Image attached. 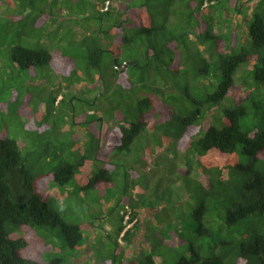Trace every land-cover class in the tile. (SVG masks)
<instances>
[{"label":"trees","instance_id":"trees-1","mask_svg":"<svg viewBox=\"0 0 264 264\" xmlns=\"http://www.w3.org/2000/svg\"><path fill=\"white\" fill-rule=\"evenodd\" d=\"M212 1L189 0L187 8L179 0H119L117 6L113 0L97 2L108 25L92 29L93 22L84 31L80 43L87 49L83 56L86 65L82 74L66 76L60 66L76 68L78 55L52 51L45 41L40 47L13 44L4 34L12 32V20L17 19L28 30L38 29L40 15L45 20H39V27L46 26L47 32L51 31L49 26L58 28L62 15L91 23L92 14L80 5L85 0L74 1L77 9L69 2L49 0V9L43 8L26 20L22 9H13L17 1L4 0L7 24L0 25V45L9 49L10 62L4 70L12 66L36 70L30 86L46 85L49 91L34 102L32 90L21 97L25 91H14V97L12 91L5 94L0 90V264H86L84 261L94 255L92 264H138L130 245L137 250L147 244L141 227L153 212L144 211L146 204L136 198L134 189L143 178L147 160L153 163L157 158L170 166L175 172L172 178H181L186 192L199 203L188 213L187 226L183 213L176 220L170 216L172 227L157 237L167 250L154 249L148 256L150 261L264 264V0L228 3L248 23L245 35L250 34L249 46L241 45L239 35L244 33L236 27L219 25V34L207 30L204 19ZM64 4L67 9L61 10L59 6ZM19 6L24 7V0ZM76 13L83 16L77 19ZM186 23L193 24L192 30L186 29ZM76 25L82 30L86 26ZM103 32L106 37L100 35ZM202 44L208 47L202 49ZM54 63L68 83L61 82V89L45 82L53 74L54 68L49 66ZM46 67L48 72H43ZM237 74L247 88L245 96L237 90ZM76 83L83 89L97 90L94 96H86L87 106L79 110L75 100L84 99L75 98L80 96L77 92L63 90L65 85L70 89ZM2 86L0 81V89ZM15 98V111L26 132L53 130L51 138L36 139L35 147L26 151L27 144L12 136L8 123ZM159 109L167 113H160V122L152 127L161 130L160 138L164 135L170 140L152 138L148 145L135 142L147 139L144 135L152 125L147 116ZM113 117L118 123L111 127L110 141L117 150L136 152L137 159L117 163L103 154V122ZM119 166L127 168L116 175ZM194 169L204 179L193 178L190 174ZM113 187L120 188L114 204L96 211L104 214L101 220L110 227H104L106 234L99 239L111 241L116 251L104 247L98 255L92 249L98 240L97 220L72 222L64 208L83 204L82 193L99 190L94 196L98 198ZM123 202L132 207L128 220L120 212ZM116 210L117 216H113ZM127 221L134 223L121 242L118 237ZM110 223L116 230L115 239ZM56 233L63 234L67 243L57 240L60 236ZM138 235L143 238L136 239ZM66 245L74 250L71 255ZM122 251L128 260L116 257Z\"/></svg>","mask_w":264,"mask_h":264},{"label":"rangeland","instance_id":"rangeland-1","mask_svg":"<svg viewBox=\"0 0 264 264\" xmlns=\"http://www.w3.org/2000/svg\"><path fill=\"white\" fill-rule=\"evenodd\" d=\"M15 1L17 4L16 10H23L24 15H25V20L27 18L32 19L34 17L37 16V14H40L39 12L42 11L43 8L49 9L50 5L48 4L49 0H24V7L19 6L20 0H12V3H14ZM61 3L64 2H69V4L73 7H75L76 9L78 8L77 6V2H74L75 0L71 1V0H60ZM101 0H85V3L80 4L82 5L83 8H85V12H87V14H92V19L90 21H92L91 23H84V20L82 21H78V20H73V19H69L62 15L61 16V22L57 25L58 26V30L57 29H53L54 26H49V28L51 29V31L47 32V27H43L40 28L39 26H42L39 24V20H43L44 19V15L43 17L39 18L36 20V22L38 21V25L37 28L38 29H31L28 30L26 28V26L24 25V23H19L18 19L17 20H12V32H8V34H4V37L7 38H12V43L13 44H22V45H27L30 47H40V46H44L43 42H48L45 46H47L49 49H52V51H58L61 50L65 53L67 52H71L73 56L78 55V57L76 58V62L74 63V65L76 66V68L74 69H69L67 67L64 66H60L66 76H70L71 73H78V74H82V68L86 65V61L83 59L84 53L87 49H85V47L83 45H81L80 40L82 37V34L84 35V31L89 29L90 24L92 25L93 22L96 25L92 26V29L97 28V25L99 27V29H101L100 27H103L105 25H108V20H106V15L105 14H101L99 12V6L98 3ZM114 4L113 6H117L119 0H113ZM180 2H184L182 6L186 7V4H189V0H179ZM74 2V3H72ZM212 5H210L207 11V17L204 19V23L206 24L205 27L207 28V30L209 29V31L211 33H216L219 34L221 32V29L219 27L220 26H226V28H232L236 27L238 29L239 33H244V34H240V38L239 41L242 42L241 45L242 46H249L251 44V37L250 34H246L245 32L248 31V23L243 20V18H240V16L238 14H236L234 11H236V9H230V5H228L229 2H231V0H214L212 1ZM47 4V5H46ZM253 2H250V5H252ZM61 10H63L64 8H66V4L60 5L59 6ZM58 9V7H54V9ZM187 8V7H186ZM6 9V3L4 2V0H0V25H6L7 24V18L5 16V13L3 10ZM67 9V8H66ZM69 10V9H68ZM67 12V11H66ZM22 13V15H23ZM55 13L57 15H59L58 11H55ZM233 13V15H232ZM77 14V13H76ZM83 14H77L76 18L79 19V17H82ZM103 16V19H102ZM206 16V15H205ZM18 16H16L17 18ZM45 20V19H44ZM46 22V21H45ZM251 22V20H250ZM249 22V24H250ZM82 23L84 27V29L82 30L81 25H76ZM88 23V24H87ZM194 23V22H193ZM187 28L186 29H190L192 30V26L193 24L189 25L188 23H186ZM46 25V23H45ZM40 28V29H39ZM48 28V29H49ZM24 29V31H22ZM106 29V28H105ZM182 29V26H181ZM180 29V30H181ZM82 30V31H81ZM93 31V30H92ZM107 33V32H106ZM49 34V35H48ZM43 35L44 38H43ZM100 35H105V33H101ZM244 35V36H243ZM106 37V35H105ZM241 39V40H240ZM210 44H213V40L212 39H208ZM203 45V44H202ZM208 47L207 45H203L201 46V48H205ZM55 48V49H54ZM243 48H240L238 51H241ZM209 50V49H207ZM228 50H230V48H226V51L228 52ZM204 51V50H202ZM236 51V52H238ZM8 52L9 49H6V45L5 46H1L0 45V81L2 82L3 86L1 87V91L5 94H10L12 91V96L17 97V93H22L23 91H25L24 93H22L20 95V97L24 94H28L27 91L28 90H32L31 94L36 96V99L34 100V102L38 99V98H44V96L46 95V92L49 91L48 87L46 85H33L30 86V83L34 82L35 79L32 77L37 75L36 70H19L16 69L15 67L12 66V68L10 67L9 70L5 71L4 69L7 68V66H10V62H9V58H8ZM205 53V52H204ZM206 54V53H205ZM105 59L108 57V55L106 54ZM56 66V67H55ZM50 68H54L53 74H51L50 78H48L49 80L45 79L46 83L50 84H55L56 86L58 85V87H56L54 85V87H56V89H61L62 88V84L63 83V79L61 77V75L59 74L58 70H56V68H58V63H54L52 65L49 66ZM44 68L43 72H48V69ZM73 68V67H72ZM4 70V71H3ZM56 70V71H55ZM31 71V72H30ZM62 71V72H63ZM105 71V70H104ZM12 72V74H10ZM241 73V71L239 72ZM7 78V81H4V78ZM212 79V78H211ZM62 80V81H61ZM37 81V80H36ZM207 81V79H206ZM235 81L237 84V90L239 92H242L243 95H247V88L245 87V85L243 84V80L240 77L239 74L235 75ZM40 81H37L36 83H39ZM65 84L68 85L67 82L64 81ZM81 83H76L74 85H72V88L68 89L67 86L63 87V90L68 91L69 93H71L72 91L77 92L78 94H80V96H75L79 97V98H83L84 100H79L76 99V107L79 110L80 108H83L84 106H87V103L85 100L87 99V95H93L97 92L96 89L89 91L88 88H82ZM51 87V85L49 86ZM261 87L264 91V85L261 84ZM53 89V88H52ZM71 90V91H69ZM14 91H17L16 94H14ZM101 92V91H100ZM99 92V93H100ZM60 98V95L58 97V99ZM17 98H15L14 100H12V112L11 114H8L9 116V126H10V130H11V134L12 136H15L19 139V141H23L25 144H27V148L24 150H28L31 148L35 147V142L36 139H40V140H44L47 137L51 136L49 135L50 132H52L53 130H50L47 133H29L26 132L24 127L21 126L20 122H19V115H17L16 113H18L17 111H15V106L17 105ZM96 100V99H94ZM45 101H51L45 99ZM105 105V104H104ZM75 112V110H73ZM160 113H162L163 115L166 114L167 112L161 111L160 109L158 111H152L148 116H147V120H149L151 122L152 125H154L155 123L160 122ZM106 124L105 121L103 122V124L105 125V129L107 130L108 128H110L112 126V124H116L118 123V120L113 117L110 119L106 120ZM154 132H153V137L155 138V140L160 139V134H161V130L154 128ZM139 140V141H138ZM106 141V135L105 133H102V145H104ZM142 142V145H148L150 143V141L144 138H137L135 142ZM107 156H110V158L115 159L117 163H125L127 159H129L130 161L132 159H137V153L136 152H132L130 151L129 153H127V151L125 150H117L115 148H111L109 152H107L106 154ZM149 160V159H148ZM121 161V162H119ZM162 162L160 160H158V158L156 160H154V162L152 163V165L148 168L143 170V178H139L138 179V184L140 186H142L143 189H146L147 194H143L139 197L140 201H142L144 204L146 205H154L156 206L155 211H153V217H146L144 218L143 221V225L141 227L144 228V237L146 238L147 244L143 243L142 245H140L138 247V249L136 250L135 245H130L133 249V251L135 252V258L134 261L138 264H154L152 261H150L148 259L149 254L155 249V250H167L166 247L161 246V244L159 243V241L157 240V237L159 234L162 233H167V231L165 229H169V227H172V222L170 221L171 218H173V220L175 218H177L176 216H178L180 213H183V218H184V222L187 226V220H188V213L191 212L192 209H194V207L198 206L199 200L197 198H195L194 196H190L188 194V192H186L185 187L182 184V180H174L173 178H171L169 176L170 171H172L170 169V166L166 163L161 164ZM127 165V164H126ZM128 167V165H127ZM127 167H123V166H119L117 171H116V175H118V173L122 172L123 168H127ZM193 178L198 179H204L203 175H201V173L194 169L192 171V174H190ZM151 184V187H149V183ZM120 193V188H111V190L109 191V193H104L102 195V197H98L95 198L94 196L100 194L99 190H90L86 195L84 193H82V197L84 198V202L83 204H79V206L76 203H73L72 206L70 207H65L64 208V212L67 214V218H69L70 221L72 222H78V221H86V222H92L94 220L96 221V235L98 236V240L96 241V243L94 245H92V249L94 250V252H96V254L98 253V255H101L105 250V248H110V249H116V245L112 244L111 241H106V242H102L99 238H104L106 231L104 230V227H107V223H105L106 220L102 221L101 217L104 215L103 213L97 212L96 209L98 210V208H107V204L106 202H111L112 199L117 197V194ZM189 199V200H188ZM183 202V203H181ZM162 205V208H159V206ZM78 206V207H77ZM77 207V208H76ZM97 212V213H96ZM112 216V215H111ZM113 216H117V210L114 211V215ZM171 216V218H170ZM188 216V217H187ZM182 218V219H183ZM114 224L117 223L118 219L116 217L113 218ZM176 220V219H175ZM114 224L110 223L111 226V231L114 233V236L112 239L117 238V234L115 233V227L113 226ZM110 228V227H107ZM165 230V231H164ZM59 231V230H58ZM188 233H190V231H187ZM57 234V233H56ZM53 234H50V236H52ZM59 235L60 239H57L59 241H65L67 243L66 237L63 234H57ZM41 237H43L42 235H40ZM94 236V237H95ZM142 239L143 236L142 235H138L136 237V239ZM94 239V238H93ZM124 248V247H123ZM126 248H128V246H126ZM66 250L68 252L69 255H71L74 250L70 249L69 245H66ZM127 252V249H124ZM116 251V250H115ZM164 252V251H163ZM166 253V252H164ZM168 253V252H167ZM123 257L125 260H128V256L127 253L124 254V251H122L120 254H117L116 257ZM169 256V254H168ZM95 255L93 256V258L89 261H84V263L86 264H92V262L95 260ZM157 264L158 261L156 262ZM116 264H118L116 262Z\"/></svg>","mask_w":264,"mask_h":264},{"label":"clouds","instance_id":"clouds-1","mask_svg":"<svg viewBox=\"0 0 264 264\" xmlns=\"http://www.w3.org/2000/svg\"><path fill=\"white\" fill-rule=\"evenodd\" d=\"M59 97V96H58ZM62 97V95H60V98ZM59 98V99H60ZM58 99V100H59ZM115 126V124H112V128ZM152 126H154V125H148V131H149V133L147 134V135H144L145 137H147L148 138V140H150V139H152V138H154L153 137V132L155 131L154 130V128L152 127ZM110 127V128H111ZM160 139H166V140H170V139H167V137L166 136H164V135H162V137L160 138ZM112 142V141H111ZM107 143H109L107 140L105 141V143H104V145H102V142H101V148H102V150H103V154L104 155H106L107 154ZM113 146H115V144H112L111 145V147H113ZM105 147V148H104ZM116 149V148H115ZM153 157V156H152ZM147 162H148V166L146 167L147 169L152 165V163L149 161V160H147ZM182 168H184V167H182ZM171 178L173 177V176H175V172H173L172 171V173L169 175ZM198 179H201V178H198ZM179 180H182L181 178L179 179ZM149 184V187H151V184H150V182L148 183ZM143 194H147V191L146 190H143V192H142ZM141 194V193H140ZM138 195V198L141 196V195ZM146 206H151L152 208H156V206H154V205H146ZM154 206V207H153ZM162 207V205H160L159 206V208H161ZM119 208H120V212L122 213V214H124L125 213V220H128V219H126V215L127 214H129V217H130V212H131V205L130 204H128V203H120V205H119ZM155 211V210H154ZM131 223V226L133 225V223L134 222H129V221H127V224H126V226H125V228L120 232V234H119V237H118V239L121 241V242H123L124 241V234H125V232H126V230L129 228V227H131V226H128V224H130Z\"/></svg>","mask_w":264,"mask_h":264},{"label":"crops","instance_id":"crops-1","mask_svg":"<svg viewBox=\"0 0 264 264\" xmlns=\"http://www.w3.org/2000/svg\"><path fill=\"white\" fill-rule=\"evenodd\" d=\"M111 128H108L107 130H104V131H102V133H105V135H106V140L109 142V143H107V152H109L110 151V149L111 148H115L116 147V145L115 146H113V147H111V145L112 144H115L114 142H111L110 141V138H109V134H110V132H111ZM105 148V147H104ZM143 188H142V186H140V185H137L136 186V188L134 189V193L136 194V198H138V195L140 194V195H143ZM116 201V198H114V199H112V201L111 202H106V204H107V206L108 207H110V206H112L113 204H114V202ZM120 205V204H119ZM142 208H145L144 209V211L145 212H148V211H150L151 209H152V212L155 210V208H152L151 206H143Z\"/></svg>","mask_w":264,"mask_h":264},{"label":"water","instance_id":"water-1","mask_svg":"<svg viewBox=\"0 0 264 264\" xmlns=\"http://www.w3.org/2000/svg\"><path fill=\"white\" fill-rule=\"evenodd\" d=\"M101 82H102V90H101L100 94L103 93V81L101 80ZM71 101H72V99H71ZM94 101H95V100H94ZM94 101H93V102H94ZM93 102H92V103H93ZM74 113H75V112H74Z\"/></svg>","mask_w":264,"mask_h":264},{"label":"built area","instance_id":"built-area-1","mask_svg":"<svg viewBox=\"0 0 264 264\" xmlns=\"http://www.w3.org/2000/svg\"><path fill=\"white\" fill-rule=\"evenodd\" d=\"M128 218H129V214L126 215V219H128ZM128 226H131V223L128 224Z\"/></svg>","mask_w":264,"mask_h":264}]
</instances>
